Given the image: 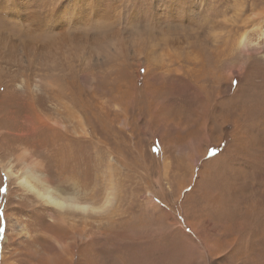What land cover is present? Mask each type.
<instances>
[{"label":"rangeland","instance_id":"obj_1","mask_svg":"<svg viewBox=\"0 0 264 264\" xmlns=\"http://www.w3.org/2000/svg\"><path fill=\"white\" fill-rule=\"evenodd\" d=\"M110 1L41 0L59 28L29 38L100 56L11 71L0 60V264H46L57 238L77 264H264V0ZM1 14L20 52L26 33ZM24 150L69 191L100 202L110 190L87 234L38 231L58 213L3 169Z\"/></svg>","mask_w":264,"mask_h":264},{"label":"bare ground","instance_id":"obj_2","mask_svg":"<svg viewBox=\"0 0 264 264\" xmlns=\"http://www.w3.org/2000/svg\"><path fill=\"white\" fill-rule=\"evenodd\" d=\"M86 3L91 4L93 6H94V4H100V3H102V5L104 4L106 6H107V4L108 5L110 4L111 7L114 6V4H111L114 2H111L110 0H86ZM254 4H255V2H254ZM40 5H41V0H0V10L2 11V14L4 15V19H5L6 23H8V25L11 27L15 26V27H18L19 29H23L24 32L26 33V39L24 41H21V43L22 44L24 43V44L22 46L23 50H21L20 52H17V45L20 41L18 42V40L14 37V34H12V33L6 34L7 32H13V30L11 31V28L5 29L4 33L5 32L6 33L3 35H0V60H1V64L6 65L5 68L7 70L11 71V70H13V69H11V67L24 65V63H27V65H29L31 67V69L36 68V67H38L37 65H42V64L51 66V64H55L58 60H60V58L71 59V58H74L76 56H80L79 52L87 53L88 55L94 52L97 56L99 54H101L102 50L100 48H97V46L95 44L91 45L90 43L89 44L86 43L87 45L85 44V46L81 47L79 43H78L79 45H76V43H75L72 46V45H70V41L68 42L67 40L63 39L64 36H60L62 38H60L61 40L58 42L55 40L54 41L51 40L48 42V44H44L42 46H34V45H36V44H34L35 42L33 43L31 41H34L36 38H41L42 33H44L45 31L47 32L48 30L51 31V29H52V31H55V29L59 28L57 26V24H59V20H50V22H48L50 19V15H52L53 12H49V13L45 12L40 7ZM71 5L74 6V4H71ZM256 5H257V3H256ZM42 6H45V2L42 4ZM66 7L70 8V9L72 8L71 6L70 7L66 6ZM99 11L106 13L103 9L102 10L99 9ZM65 13H60L59 17L67 16ZM10 14L13 15L14 18L11 17ZM178 15L180 17L182 16L181 14H178ZM19 20H21L22 23L18 24ZM249 21H251V20H249ZM251 23H253V22H251ZM23 24H25L24 27L20 26ZM27 25H28V27H27ZM46 28H48V29H46ZM63 29H64V27H63ZM263 35H264V33H263ZM49 36L51 37V35H49ZM49 36H48V38H49ZM30 37L32 39L31 41L29 39ZM240 37H241V40H240L241 46H244V47L247 46L248 32L247 31L243 32ZM81 42H82V40H81ZM30 44L32 46H30ZM11 48L13 49V51L11 50ZM105 52H104V54H105ZM23 56L26 57V60L23 58ZM112 57H113V55H112ZM195 63H196L195 66H197V64H199L198 60H196ZM44 65H43V67H44ZM25 66H26V64H25ZM105 66H106V62H105ZM53 67H54V65L52 66V68ZM177 67H178L177 71H180V69L182 67L181 60L178 62ZM52 68H50V69H52ZM167 69H170L169 74H171V72L174 71L173 69H171V65H168ZM193 69H195V67ZM195 72H196V74H198V69L195 70ZM45 82L47 83V81H45ZM45 82H43V83H45ZM124 83H126V82H124ZM30 87H31V85H30ZM36 87H38V84H36ZM118 87H120V86H118ZM130 88H132V87H130ZM116 89H118V88H116ZM116 89H114V90H116ZM95 93H97V92H95ZM95 93H93V94H95ZM129 94H130V92H129ZM118 95H120V94H118ZM99 98H100V96H99ZM121 98H122V95H121ZM191 103L192 102L188 103L187 105L191 106ZM166 105L168 106L169 104H166ZM69 110H71V109H69ZM85 115H87V114H85ZM87 117H88V115H87ZM187 117L190 118V115H188ZM185 119H186V117H185ZM185 119L183 120V117H182V121H180V123L185 121ZM125 120H127V118ZM60 123L62 124V122H60ZM63 127H65V126H63ZM68 127H69V125H68ZM79 127L83 131H85V124L81 120H80ZM66 129H64V131ZM68 134H69V132H68ZM78 139H79V137H78ZM67 143H69V142H67ZM69 144H71V143H69ZM16 158H17L16 162H19L21 164V167H19L17 170H15L13 168L12 162H10L9 166H7L6 168H3L5 170L4 172L6 173L7 177L15 176L17 178V181L19 182V185L26 191V193L33 195L38 202H40L45 208H47L46 210L53 209V211L58 213L56 216V219H54V217L52 216V219L54 220L53 222L48 221L44 224V226L40 225L41 227L38 228V231L39 232L42 231L43 234L50 231L52 225L58 226L59 228L66 230L68 233H70L74 229H79L83 234H87V232L90 231L89 229L94 226L92 223V219L93 218H99V216H102V214L104 213L106 208H108L109 203L112 202L111 201L112 195H111V193H109L110 190L107 191L108 196L106 195L107 197H105V199L103 201L99 202L97 200L98 190L94 191V189H93L92 193H90V194L87 193V194H85V196L84 195L82 196L78 190L75 191V187L73 188L74 190H72V191H69L68 189L63 188V186L61 184H57L56 181L53 180V175H52V173H50L51 168H50V171L48 168L49 165L47 166L44 161H41L40 159H38L39 157L36 158V156L34 157L33 155H30L29 152L26 150H24L22 153L18 154L16 156ZM50 167H52V166H50ZM76 179H77L76 177L74 178L71 175V176L66 177L65 181L66 180H72L77 185L79 180L77 181ZM68 184H69V182H68ZM75 184H73V185H75ZM85 188L88 189V186L86 185ZM130 208H132V206ZM98 221H101V219H99ZM56 222H57V225L55 224ZM93 222H95V221H93ZM122 223H124V222H122ZM100 225H101V222L98 223V231L102 230ZM17 226H19V225H17ZM23 230H24V228H23ZM24 232H25V230H24ZM26 234L29 237L30 231H27ZM36 238L37 239L41 238L40 233L37 234ZM62 239L57 238L56 240H51L49 242V249L51 252L48 255H43L42 260H41L42 262H44L46 264H53L55 262H56L55 264H77L76 261H77V257H78L79 253L76 250V246H75V248L71 249L69 247L70 244L67 241H63ZM39 244H40V242H39ZM42 245H44V244H42ZM43 248H45V247H42V249ZM40 254H42V253L40 252L39 255ZM202 254H204V251L202 252ZM53 256L55 257V261L52 259ZM51 259L54 262H52ZM205 260H206V258H205Z\"/></svg>","mask_w":264,"mask_h":264},{"label":"snow or ice","instance_id":"obj_3","mask_svg":"<svg viewBox=\"0 0 264 264\" xmlns=\"http://www.w3.org/2000/svg\"><path fill=\"white\" fill-rule=\"evenodd\" d=\"M0 191H2V192H6L7 190L4 189V188H0Z\"/></svg>","mask_w":264,"mask_h":264}]
</instances>
